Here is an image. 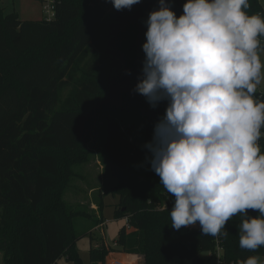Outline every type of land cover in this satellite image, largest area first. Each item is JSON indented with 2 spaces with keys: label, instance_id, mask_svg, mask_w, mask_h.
Returning a JSON list of instances; mask_svg holds the SVG:
<instances>
[{
  "label": "trees",
  "instance_id": "obj_1",
  "mask_svg": "<svg viewBox=\"0 0 264 264\" xmlns=\"http://www.w3.org/2000/svg\"><path fill=\"white\" fill-rule=\"evenodd\" d=\"M171 2L179 17L186 0ZM249 3V14H264L263 0ZM158 6L159 0H141L130 11H118L110 0H60L51 22L0 15L4 264H56L64 256L85 264L75 243L86 235L90 264H103L108 246H92L90 230H82L79 221L91 222L90 229L103 226L105 195L118 200L115 219H128L129 228L123 226L116 241L119 251L142 256V264H170L176 258L184 264L201 253L216 256L218 247L223 264H243L253 255L264 264V246L255 252L239 246L243 214L225 225L226 237L204 236L199 223L179 230L171 226L174 198L151 170L145 159L150 153L143 147L166 102L153 109L133 91L145 56L143 21ZM260 148L264 153V138ZM93 152L107 176L98 189L95 215L65 200L77 176L73 167L86 163ZM249 214L259 215L251 209Z\"/></svg>",
  "mask_w": 264,
  "mask_h": 264
},
{
  "label": "clouds",
  "instance_id": "obj_2",
  "mask_svg": "<svg viewBox=\"0 0 264 264\" xmlns=\"http://www.w3.org/2000/svg\"><path fill=\"white\" fill-rule=\"evenodd\" d=\"M110 2L130 11L141 0ZM249 8V0H186L178 17L171 0H159L143 21L145 56L133 91L153 109L166 102L143 147L174 198L171 226L199 223L204 236L226 237L225 225L243 214L239 246L255 252L264 246V100L255 96L264 79V14Z\"/></svg>",
  "mask_w": 264,
  "mask_h": 264
},
{
  "label": "rangeland",
  "instance_id": "obj_3",
  "mask_svg": "<svg viewBox=\"0 0 264 264\" xmlns=\"http://www.w3.org/2000/svg\"><path fill=\"white\" fill-rule=\"evenodd\" d=\"M41 9V3L38 0H0V15H14L22 21L43 19ZM259 55L261 61L264 62V49L259 50ZM257 90L264 93V79H262L261 83L257 85ZM93 138L97 140L98 134H94ZM94 139L93 145L100 143V138L98 141H95ZM139 168L140 166L138 169ZM73 171L77 176L72 179L71 185L66 191L65 200L73 206H79L82 211L86 210L87 213H94L95 215V212H97V205L95 202L98 200L99 186L107 180L105 171L97 158V153L93 152L90 160L86 163L74 166ZM102 199L104 203L102 212L105 219L104 225L90 229L92 223L84 219L79 221V227L82 230H90V233L92 234L91 237L93 238L92 246H99L101 242H104L105 245L108 246L110 251H108L105 256L103 264H108L110 260L116 261V264H142V256L124 254L119 251L118 245L116 244L121 228L127 224L125 218L115 219L114 217L115 205L118 203L117 198H114L111 195H105ZM75 248L84 263L90 264V236L86 235L77 240ZM112 248H115L116 251H112ZM196 257L205 260L206 264H217L216 257L212 256V254L201 253L194 258ZM122 261H128V263H122ZM0 264H4L1 253ZM56 264H73V261L64 256ZM170 264L181 263L180 260L176 258L172 260ZM184 264H191V262L186 261Z\"/></svg>",
  "mask_w": 264,
  "mask_h": 264
},
{
  "label": "built area",
  "instance_id": "obj_4",
  "mask_svg": "<svg viewBox=\"0 0 264 264\" xmlns=\"http://www.w3.org/2000/svg\"><path fill=\"white\" fill-rule=\"evenodd\" d=\"M40 3H41V6H42V9H41V12H42V17H43V20L47 21V22H51L53 20L56 19V16H57V10H58V6L60 4V0H38ZM264 41V39H263ZM257 94L258 95H255L256 97H259L260 99L264 100V93H262L261 91L259 90H256ZM261 132H262V136L260 139L264 138V128L261 129ZM260 139L258 141V144L260 145ZM126 225L127 227L129 228V225H128V219L126 218ZM217 254H216V260H217V264H223L222 263V260H221V248L218 247L217 249ZM213 256V255H212ZM110 263L112 264H116V261H111ZM124 263V262H122ZM118 264V263H117ZM233 264V263H231Z\"/></svg>",
  "mask_w": 264,
  "mask_h": 264
},
{
  "label": "water",
  "instance_id": "obj_5",
  "mask_svg": "<svg viewBox=\"0 0 264 264\" xmlns=\"http://www.w3.org/2000/svg\"><path fill=\"white\" fill-rule=\"evenodd\" d=\"M191 264H201V260H200L198 257H196V258H194V259L191 261Z\"/></svg>",
  "mask_w": 264,
  "mask_h": 264
},
{
  "label": "crops",
  "instance_id": "obj_6",
  "mask_svg": "<svg viewBox=\"0 0 264 264\" xmlns=\"http://www.w3.org/2000/svg\"><path fill=\"white\" fill-rule=\"evenodd\" d=\"M122 260V259H121ZM112 260H110L109 262H108V264L111 262ZM122 262H128V261H122Z\"/></svg>",
  "mask_w": 264,
  "mask_h": 264
}]
</instances>
